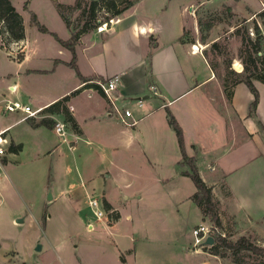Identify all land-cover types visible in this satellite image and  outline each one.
<instances>
[{
  "label": "crops",
  "instance_id": "obj_1",
  "mask_svg": "<svg viewBox=\"0 0 264 264\" xmlns=\"http://www.w3.org/2000/svg\"><path fill=\"white\" fill-rule=\"evenodd\" d=\"M187 6L191 3L185 0H166L164 5L154 7L148 6L147 0H137L115 16L103 38L93 32L74 43V65L81 77L89 79L86 81L119 77L120 105L138 118L131 128L106 116V103L99 93L78 88L85 81L68 66L70 53L54 39V50L25 47L22 19L23 39L5 47L0 42V52L5 55L4 59L0 54V61L6 64L5 69L0 65V130L7 129L8 139L0 167V195L7 186L5 169L21 160L33 161L57 147L49 146L48 134L69 153L76 151L73 157L62 160L61 178L57 185L50 186L46 197V208L53 205L55 214H68L64 222L49 224L52 214L46 215L43 226L40 217L31 216L29 220L42 241L37 245L38 252L43 244L47 248L48 255L38 264H183L181 256L192 257L191 264H221L207 250L192 253L186 248L191 228L201 220L197 207L198 221L190 225L186 244L176 247L181 214L195 206L191 201L195 189L180 175L184 168L178 166L180 154L167 124L166 110L182 131L185 154L194 156L199 178L213 192L217 182L228 185L231 176L260 165V153H264V80H251L257 102L250 110L253 97L246 86H224L225 76L218 75L216 66L208 62L204 46L210 50L216 39L206 37L199 42L194 15L190 18L183 11ZM137 11L141 12L139 16L135 15ZM170 13L176 17L171 29L165 20ZM187 34L189 37H185ZM56 37L66 41L69 33L66 29L64 38ZM109 39H115L120 50H128V42L133 41L138 52L133 55L113 50L106 61ZM119 54L127 55L123 63L118 62ZM151 85L156 89L155 96L148 93L147 86ZM64 97V104L73 108L68 112L63 104L74 127H69L63 138L51 128L34 126L37 120L20 121L19 115L3 111L6 101H18L33 109L48 107ZM139 98L143 99L142 107L136 109L135 100ZM53 118L63 121L61 115ZM133 181L136 186L128 193ZM144 197L147 199L141 205L156 200L159 206L134 204L125 208L129 200L138 202ZM90 198L100 200L108 216L88 232L84 225L91 218L87 206ZM17 220L13 223H22L23 217L19 223ZM160 222L170 230L168 234L160 232L156 226ZM58 230L61 232L56 234ZM79 232L87 238L78 239ZM153 238L163 243L161 249H150ZM36 247L33 244L32 250ZM16 257L15 248H3L0 240V264Z\"/></svg>",
  "mask_w": 264,
  "mask_h": 264
},
{
  "label": "rangeland",
  "instance_id": "obj_2",
  "mask_svg": "<svg viewBox=\"0 0 264 264\" xmlns=\"http://www.w3.org/2000/svg\"><path fill=\"white\" fill-rule=\"evenodd\" d=\"M136 1L28 0L27 6L23 8L25 0H9L10 5L20 16L21 21L23 19L24 38L27 41L25 47L36 46L45 51L54 50L57 44L49 34H42L28 25L30 13H34L41 25L60 38L65 37L66 29L69 37L75 35L76 39L93 32L102 37V34H105L116 20L114 13L128 9ZM147 1L148 6L154 7L159 6V4L164 5L166 0ZM185 1L191 3V6L184 7V10H182L190 18H192V14L194 15L195 24L198 27L197 38L199 42H202L206 37H208V40L216 39L215 47L210 48L211 51L206 46L204 48L207 50L208 62L216 66L215 70L218 75L226 76L230 69V71L235 72L242 71L244 67H247L246 74L257 79L264 77V24L262 17L255 16L264 10V0ZM137 12L135 15L139 16L141 12ZM146 12L147 10L144 11V13ZM109 20H111L110 23ZM165 20L170 22V29L176 23V17L171 13L166 16ZM103 23L106 24L103 28L104 31L98 32L97 27L102 26ZM187 33L189 34L190 30H187ZM188 34L185 37H189ZM108 42L105 45L107 50L106 61L111 59L113 50L117 53L125 50H120L117 47L115 39L111 41L109 39ZM126 47L128 50H125V53L137 54L138 50L137 47L135 48L133 41L128 42ZM10 52L12 51L10 50ZM0 54L5 59V55L1 52ZM118 56L120 57L118 62L123 63L127 55L119 54ZM0 63L1 68L5 69L6 64L2 60ZM227 63H229V70ZM81 97L83 98V96ZM81 97H77L76 100H81ZM69 127L70 125L67 124V130ZM47 136L46 139L49 141L51 148L57 145L55 149H51V153L41 154L33 161L21 160L11 165L7 170L5 169L7 186L5 192L0 195V240L3 248L13 246L17 251L16 259L5 264H38L48 255L44 244L41 252L32 250L33 244L36 247L42 244V241L35 224L29 223L30 218L36 217L38 219L40 217L41 221L43 214L44 218L46 215L52 214L48 223L56 225L64 222V217L68 216L65 212L55 214L56 209L54 206L50 205L46 208L45 203L51 190L50 186L57 185L59 178H61L63 172L62 160L73 157L76 151L69 153L56 137L51 134ZM50 147L47 150H50ZM263 160L264 153H260L261 162L257 166L258 173H256L257 167H246L240 173L231 176L228 185L225 181H219L215 184L214 191L211 190L217 223L210 220L209 216L201 218L200 222L212 227L210 237L214 240L213 245L218 243L217 238L223 239L225 243L232 244L242 237L255 248L264 249V207L260 206L261 203H264ZM55 182L57 183L55 184ZM130 185L131 187L127 190L128 193L133 192L136 183L133 181ZM129 197L133 198L131 194H129ZM146 199V197L143 200L141 198L138 202L129 200L125 208H129L134 204H136L134 207L137 205L158 207L160 204V202L156 203L155 200L141 205ZM185 206L187 204L182 205V207ZM70 216L73 217L74 215L71 214ZM22 217V223H13L15 219L21 220ZM181 217L182 220L177 228L180 238L175 241L176 247L177 245L183 246L186 244L187 231L189 232L190 225L198 221L196 219L198 217L196 206H191L190 209L187 208L186 214L182 213ZM156 226L164 235L170 231L163 222L158 223ZM60 232L58 230L56 234ZM77 238L85 239L87 235L79 232ZM35 242L38 243L35 244ZM162 244L159 240L153 238L150 249H161ZM210 247L204 248L208 254ZM186 248L190 251V246ZM215 257L220 259L221 264H264V255L261 256L245 250L232 251L219 247L218 255ZM181 259H183V264H191L194 260L188 256H181ZM127 262L130 264L129 261Z\"/></svg>",
  "mask_w": 264,
  "mask_h": 264
},
{
  "label": "trees",
  "instance_id": "obj_3",
  "mask_svg": "<svg viewBox=\"0 0 264 264\" xmlns=\"http://www.w3.org/2000/svg\"><path fill=\"white\" fill-rule=\"evenodd\" d=\"M27 2L28 0H25V2L23 3V8L27 6ZM122 12L123 11L116 12L114 13V16H118ZM255 16L262 17L263 24H264V10L261 13H257ZM29 25L31 27H34L38 32L42 34H49L59 45L65 48L71 55V59L68 63V66L71 69H73L78 79L82 81L89 80L84 77H81L77 73L76 66L74 65L75 58H74L73 47H74V43L77 40L75 35H70L69 39L66 41L60 40L59 38L56 37L55 34L48 32L46 28L37 21V18L33 13L29 14ZM22 39H23V27H22V21H21L20 16L14 11L13 7L10 5L9 0H0V42L2 46L5 47L10 43L19 42ZM4 43H6V45H4ZM214 47H215V44L211 45V48H214ZM226 65L229 67V63H227ZM246 71H248L247 67L246 68L244 67V69L240 71L239 74L234 73L232 71H228L224 79V86H227L228 84L233 85L236 83H243L248 89V91L252 94L253 100L249 107L250 110H252L255 107L256 102H257V93L251 84V80H256L257 78H253L251 75L246 74ZM229 78L231 79L229 80ZM257 80L263 81L264 79L263 77H260V79H257ZM65 101H66V98L64 97L60 101H57L53 103L52 105L48 106L46 108V113L51 116L61 115L63 117L62 118L63 121L66 124H69L71 128H73L74 124L72 122V119L69 118L63 106ZM166 117H167V124L174 133L177 147H178L179 154H180V161L178 162V166L180 168H184V170L180 171V175L188 178L195 189V192L191 197V201L198 208L201 214V218L205 216H209L210 220L217 223V215L214 209V201L211 196V189L207 187L199 178L196 168H195L194 156L189 157L185 154L184 143H183V138H182V131L167 110H166ZM34 126H44L50 129L52 127V121L49 118H44V119L39 120L38 123H36ZM9 150L15 151V149L12 147H10ZM43 223H44V214L41 217V221H40L41 226H43ZM217 240H218V243L215 245H212L208 249L210 255L217 256L219 247H224L232 251L245 250L251 253L259 254L261 256L264 255V249L255 248L250 243H247V241L242 237L237 239L232 244L225 243L224 240L221 238H217Z\"/></svg>",
  "mask_w": 264,
  "mask_h": 264
},
{
  "label": "built area",
  "instance_id": "obj_4",
  "mask_svg": "<svg viewBox=\"0 0 264 264\" xmlns=\"http://www.w3.org/2000/svg\"><path fill=\"white\" fill-rule=\"evenodd\" d=\"M111 20L108 22L110 23ZM106 24L103 23L102 26H98L97 30L105 28ZM194 46H191L193 50ZM119 77L113 75L107 79L102 80H90L85 81L79 85L78 88L89 91H94L99 93L106 103V116L111 117L119 121L124 127L131 128L135 126L138 118L133 115L132 111L128 108L120 105L123 102L121 96L118 95L117 88L119 85ZM148 93L151 96L156 95V89L152 85L148 87ZM147 97V96H146ZM143 99L139 98L135 100V108L140 109L142 107ZM68 112H71L73 108L68 107L66 103L64 104ZM45 106L30 108L28 105L22 104L18 101L4 102L3 111L7 114H16L20 116V121L25 120H41L44 118H49L52 121V132L59 138H63L67 133V124L62 120L54 119L53 116L46 113ZM6 128L0 130V167L1 161L5 158L8 149V139L6 136ZM87 206L90 211L91 218L85 223L84 229L88 232L93 231L96 224L105 220L108 216L107 212L104 210L101 201L96 198H90L87 201ZM212 227L206 225L205 223H198L190 230V251L192 253H200L206 247L213 245V239L210 237ZM211 239V243L207 241ZM195 264H206L204 262H198Z\"/></svg>",
  "mask_w": 264,
  "mask_h": 264
},
{
  "label": "water",
  "instance_id": "obj_5",
  "mask_svg": "<svg viewBox=\"0 0 264 264\" xmlns=\"http://www.w3.org/2000/svg\"><path fill=\"white\" fill-rule=\"evenodd\" d=\"M16 222L19 223L20 220H17ZM207 242H208V243H211V239H209ZM38 249H39V247L37 246V247L35 248V251H38Z\"/></svg>",
  "mask_w": 264,
  "mask_h": 264
},
{
  "label": "bare ground",
  "instance_id": "obj_6",
  "mask_svg": "<svg viewBox=\"0 0 264 264\" xmlns=\"http://www.w3.org/2000/svg\"><path fill=\"white\" fill-rule=\"evenodd\" d=\"M193 50H195V47H193Z\"/></svg>",
  "mask_w": 264,
  "mask_h": 264
}]
</instances>
